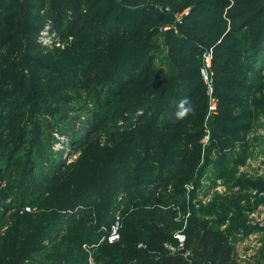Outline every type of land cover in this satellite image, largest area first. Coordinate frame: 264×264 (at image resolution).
<instances>
[{
	"label": "trees",
	"instance_id": "1",
	"mask_svg": "<svg viewBox=\"0 0 264 264\" xmlns=\"http://www.w3.org/2000/svg\"><path fill=\"white\" fill-rule=\"evenodd\" d=\"M12 1L0 0V12L5 9L6 4L11 6ZM33 1L37 10L36 21L31 16L34 18L33 26L41 29L44 21L49 19L53 23V32L57 33L62 42L73 38L67 50H74L73 56L79 58L80 63L71 65L75 59L69 58L68 63L64 59L54 65L52 61L43 62L35 58L39 65L51 71L53 80L46 76V79L31 81L38 89V97H34L28 94L29 88L25 85L23 74L19 82L13 83L15 92L11 93L6 103H0V127H6L3 131L5 133L0 135V175L6 171L9 180L17 178L11 185L13 193L19 192L13 202L18 203L15 207L24 215L20 216L19 225L15 223L18 227H9L5 233L0 234V264H29L32 254L43 250L42 243L64 229L67 230L66 234L54 243L51 253L47 254L48 262L37 263L87 264L83 246L100 242L101 233L98 230L111 213L116 202L115 197L122 191H129L127 199L140 200L131 205V212V208L126 212L128 215L124 218L122 241L114 245L107 241L101 243L98 246L101 247L97 260L101 264H189L180 253L171 255L168 250L166 252V243L173 240V233L181 225L177 220V212L164 206L160 208L159 203L165 204L184 195L187 184L195 177L199 166V140L202 130L195 131L188 124L200 119L202 112L195 116L196 110L207 106L206 88L200 76L202 54L205 50L193 39L200 35L205 39L208 32L198 29L190 21L184 35L172 34L174 47L172 43L171 65L168 64L170 69L166 71L165 68L156 67L154 55L148 53L154 45L158 28V25L149 24L152 21L159 24L164 20L163 16L155 15V11H149L148 19H141V27H138L135 23L139 22L134 19L128 24L123 20H111L113 10L103 12L97 7V0ZM253 1L240 0L238 6L242 7ZM219 2L221 1L218 0ZM256 8L242 9L249 14L239 25L240 31L247 29L252 19L264 12V5L261 11ZM42 11L44 16L40 13ZM132 12L137 16H145L138 8L131 9L130 13ZM10 20L5 18L2 25L5 29L2 34L7 39L0 41V81L10 71L8 67L15 62L12 57L20 52H14V47L10 46L17 45L22 48L17 35L12 31L14 22ZM245 34H240L239 37L241 42L248 45L242 48L244 53H235L239 56L231 60L225 57V52L227 54L229 49L220 47L218 57L215 55L216 89L219 84L225 85L228 82L225 78L221 79L219 74L224 77L229 75L231 66L237 67L236 69L243 68V73L246 72L250 64L256 61L254 50H262L263 39L256 41ZM259 37L263 38L264 32L259 33ZM120 42L128 44L125 52L118 53L114 49L109 51L111 44ZM123 46L126 47L125 44ZM60 52L56 51L57 55L53 59ZM242 58L244 60L240 63ZM194 78L193 90L188 93L186 90L189 79ZM61 80L65 87L79 92L74 97L66 93L63 96L64 101L67 104L75 102L87 110L91 115L89 124L96 131L103 129V119H114L117 116V112H113L111 108L116 107L122 112L133 114L143 110L145 115L144 119H139L142 124L138 130L117 133L113 139L114 147L106 148L111 150L108 161L92 166L89 158L82 161V157L81 161L72 166L75 167L74 176L65 179L54 172L47 173L48 175H43L44 171L42 173L46 159L52 155V132L49 127L57 125L63 134H69V128L75 131L72 121H65L69 107L51 95L50 84L59 83ZM184 97L189 100L196 97V103L192 105L190 101L193 110L184 118L178 119L175 105ZM202 103L205 105L201 107ZM24 107L27 110L22 109ZM26 116L28 119L25 122H18L19 117ZM193 116L196 118L192 121ZM73 133L71 132L72 136H79V132ZM6 135L10 137L4 143L3 136ZM90 141L92 140L87 137L81 143L84 148L82 156L90 146ZM189 142L190 147L186 145ZM99 150L96 148V154H92L91 160L99 159ZM30 175L34 178H30ZM34 183H37V189L47 193L49 199L41 194L42 191L35 189L30 195L32 200L25 199L29 195L28 188ZM158 183L161 185L158 186ZM150 188V195H146ZM2 198L10 199L3 193L0 194V200ZM35 200L37 203L42 202L37 204ZM43 205L44 209L38 215L24 210L26 206H30L36 207L37 212ZM11 206L14 205L11 203ZM78 207H83L79 211L82 218L76 213H63L74 211ZM201 230L198 218L193 215L185 244V249L192 251L193 258L208 259L216 254L219 256V264H234L231 248L225 245L218 249L214 236ZM142 242L146 243V250L137 249ZM147 248L164 255L160 259L147 258Z\"/></svg>",
	"mask_w": 264,
	"mask_h": 264
},
{
	"label": "rangeland",
	"instance_id": "2",
	"mask_svg": "<svg viewBox=\"0 0 264 264\" xmlns=\"http://www.w3.org/2000/svg\"><path fill=\"white\" fill-rule=\"evenodd\" d=\"M97 1V7L103 12L113 10L111 20H123L125 24H128L131 19L137 22L141 19L147 20V16H149V11L151 10L155 11V15L164 17L163 22L159 24H156L155 21L148 22L150 23L149 26L158 25L156 29L157 33L154 36V45L151 46L148 53L150 52L152 53L151 55H154L156 67L159 69L165 68L166 71L170 69L169 65H171L170 47L172 43V47H174L171 36L184 35L190 21L198 29L208 32V37L205 39H202V35H200L193 40H197L196 42L201 44L200 47L204 48L203 54L205 52L212 53L211 72L214 73V78L217 75L214 71V57L215 55L218 57L220 47L229 49L227 54L225 52V57L232 60L239 56V54L235 53H244L242 48L248 47L246 43L240 41V34L246 33L253 40L256 39V41L263 39L261 43L264 41V37H259V33L263 34L264 32V12L253 18L244 31H240L241 28H239V25L243 23V20L249 14V12H245L242 9L257 7L256 9H260L261 11L264 0H248L253 2L242 7L238 6L240 0H220L221 2L219 3L218 0ZM34 5L33 0H16L12 1L11 6L6 4L4 6L5 9L0 12V41L7 39L2 34L5 31L2 25L4 19L8 18L11 19L10 22H14L15 26L12 27V31L17 35V39L22 46V48L17 47V45L10 46L14 47V52L18 50L20 52L12 57L15 62L8 67L10 71L0 81L1 104L6 103L11 93L15 92L13 83L15 81L19 82L23 78V74L25 75V85L29 88L28 94L34 97H38L36 96L38 89L37 85L31 81L35 82L37 79H46V76L48 78L51 77L53 80L51 71L45 68V66L39 65L35 61V58L43 62L52 61L51 63L54 65H57V62L64 59H67L66 62L68 63L69 58L75 59L71 65H78L80 63L79 58L73 56L74 50L69 52L67 50L68 47L70 48L73 38H69L66 42L60 41L59 43L57 38L53 36V23L49 19L44 21L41 29L33 26L35 25L33 20L36 17L37 11ZM137 8L141 11L142 15H145L144 17L134 15L133 12L130 13L131 9ZM142 9L145 10L142 11ZM40 13L42 16L45 14L43 11ZM236 15L239 17L235 18ZM220 21L221 24H219ZM135 24L141 27L140 22ZM207 25L211 26L208 27ZM47 30L48 33H46ZM200 30L198 31L200 32ZM124 44L126 47L123 46ZM127 45L125 42L111 44L109 51L114 49L118 53H123ZM58 50L61 51L60 54L56 59H53L54 55H57L56 51ZM254 51L256 61L250 64L246 72L243 73V68L236 69L237 67L231 66L230 69L232 71L229 75L224 77L219 74L221 79L225 78L228 82L225 85L219 84L218 88H215V95L217 97L218 95L220 96L218 97L219 107L217 113H210L211 98L206 93L207 106L194 112L195 116H198V113L202 112L200 119L198 118L195 121L196 117L193 116L192 121L194 120L195 122H189L188 124L192 129H196L195 131L201 129L202 136L199 140L201 144V152L198 154V157H200L199 166L195 177L187 184L186 193L180 195L178 199L165 202V204L159 203L160 201L158 202L160 208L164 206L176 211L178 223L181 225L180 229L173 233V240L166 243V247L168 245L166 252L168 250V253L173 255V252L170 251L171 247L176 248L177 252L174 255L180 253L184 259L189 261V264H194V261L201 264H219L220 261L219 256L216 254L208 259L202 257L194 259L192 251L185 249L187 229L193 215L198 218L202 227L201 231L208 232L210 236H214L217 240V242H213H215L218 249H222L225 245L231 248V259L234 264H264V43L262 44V50L256 48ZM181 56L184 55L181 54ZM142 57L144 56L142 55ZM243 60L244 58L240 59V63ZM193 81L195 82V78L194 80L189 79L188 90L186 92L189 93L193 90ZM43 85H45L44 82ZM50 90L53 97L62 100L63 105L69 107L68 118L65 121H72L71 125L72 127L74 125L75 131L79 132V136L76 134L71 135V132L73 133L74 131L73 128H69V134H63L61 128L57 125L49 127L52 132V155L46 159L44 164L45 170L42 169V173L43 171L45 172L43 175L54 172L57 175L61 174L63 179L72 177L76 173L75 167L72 166L81 161L82 157V161L89 158L92 166H98L101 162L108 161L111 158L109 154L111 150L106 148L114 147L115 142L113 139H115L117 133L125 134L130 129L138 130L142 124L139 119H144L145 117L143 110L133 114L122 112L116 107L111 108L113 112H117V116L115 117L114 115V119L110 117L103 119V129L96 131L89 124L91 115L87 110L82 109L75 102L67 104L63 99L66 93L74 97L79 93L78 91L74 92L73 89L65 87L62 80L59 83L52 82ZM195 98H190L192 105L196 103L194 102ZM202 105L205 104L202 103L201 107ZM90 107L92 108V105ZM22 109L27 110V107ZM27 119L28 116L19 117L18 122L22 123ZM4 130H6V127H0V135L5 133L3 132ZM8 135L3 136L4 140H2L4 143L10 137ZM205 135H209L207 142ZM87 137L92 141H90V146L88 149L86 148L87 151L82 156L84 148L81 146V143ZM186 145L190 147V142ZM1 148L2 145L0 146ZM96 148L100 149L99 159L95 158L91 160L92 154H96ZM37 173L42 175L41 172ZM7 177L6 171L1 172L0 194L3 193L9 196L10 199L4 200L2 198L0 200V234L5 233L9 227H18L15 223L19 225L20 216H24L15 207L18 203L16 201L13 202V199H16L17 195H19V192L13 193L11 191L14 190L11 185L17 178L13 177L9 180ZM29 177L34 178L32 175ZM35 185L37 183L30 185L29 190H27L29 195L25 199L32 200L30 195L33 189L39 192L42 191L41 194L43 196L46 195V199H49L47 193L42 189H37ZM160 185L158 183V186ZM154 186L152 185V188H155ZM150 191L151 188L150 190L148 189L146 195H150ZM128 193L127 191H122L115 197L116 202L111 213L106 217L105 222L98 230L101 233L100 242L95 245L85 244L83 246L87 264H101L97 260L101 247L98 246L101 243L107 241L108 244L114 245L122 241L124 218L128 215L126 212L130 208L131 212L133 210L131 205L140 200L127 199ZM41 202L37 203L35 200L37 204ZM11 203L14 206H11ZM27 208H30V206L24 208L25 212H34L38 215V213L43 211L44 205L37 212H35L37 210L36 207H31L32 211H27ZM82 209L83 207H78L74 211L68 210L63 213L67 215L76 213L78 217L82 218L83 215L79 216V211ZM116 217H119L122 221L120 236L115 242H110L106 240L107 231L114 224ZM109 224L110 226H108ZM66 232L67 230L64 229L60 233H56L51 238L46 239L42 243L44 246L43 250L32 254L28 260L29 264L47 263V254L51 253V247ZM179 235L183 237V242L178 240ZM139 248L146 250V243L142 242L139 244L137 249ZM147 250L149 252L147 258L154 257L160 259L164 255L155 249L150 250L147 248Z\"/></svg>",
	"mask_w": 264,
	"mask_h": 264
},
{
	"label": "built area",
	"instance_id": "3",
	"mask_svg": "<svg viewBox=\"0 0 264 264\" xmlns=\"http://www.w3.org/2000/svg\"><path fill=\"white\" fill-rule=\"evenodd\" d=\"M48 33V30L47 32ZM54 33V37L57 38V40L60 43V37L57 35L56 32ZM212 60H213V56L212 53H207L205 52L202 55V65L200 67V75L202 77V81L204 83V86L206 88V93L207 95L211 98V105H210V113H217L218 107H219V100L218 97L215 95V78H214V73L211 72V66H212ZM205 139L206 142L209 140V135H205ZM27 211H32L31 207L27 208ZM122 227V221L119 217H116L114 224L111 226V228L107 231V236H106V240L110 241V242H115L116 239L119 238L120 236V229ZM178 240L183 242V237L182 236H178ZM168 247V245H167ZM166 247V248H167ZM183 247V245H182ZM180 250V247H179ZM182 250V248H181ZM173 252V255L175 254L176 248H172L171 250ZM94 264V263H91Z\"/></svg>",
	"mask_w": 264,
	"mask_h": 264
},
{
	"label": "clouds",
	"instance_id": "4",
	"mask_svg": "<svg viewBox=\"0 0 264 264\" xmlns=\"http://www.w3.org/2000/svg\"><path fill=\"white\" fill-rule=\"evenodd\" d=\"M176 116L178 119L184 118L186 115H188L193 109L191 107L190 100L187 97L182 98L179 100L178 103H176Z\"/></svg>",
	"mask_w": 264,
	"mask_h": 264
}]
</instances>
